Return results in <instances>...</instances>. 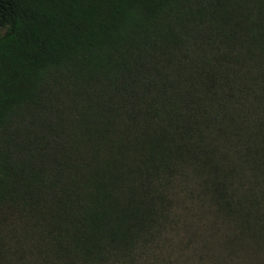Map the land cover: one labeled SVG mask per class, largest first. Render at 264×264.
Listing matches in <instances>:
<instances>
[{
    "label": "trees",
    "instance_id": "1",
    "mask_svg": "<svg viewBox=\"0 0 264 264\" xmlns=\"http://www.w3.org/2000/svg\"><path fill=\"white\" fill-rule=\"evenodd\" d=\"M185 200L264 264V0H0V264H165Z\"/></svg>",
    "mask_w": 264,
    "mask_h": 264
},
{
    "label": "rangeland",
    "instance_id": "2",
    "mask_svg": "<svg viewBox=\"0 0 264 264\" xmlns=\"http://www.w3.org/2000/svg\"><path fill=\"white\" fill-rule=\"evenodd\" d=\"M191 206L186 200L183 206H178L177 225L161 241L159 250L163 262H167L165 264H234L229 259L221 260L219 255L211 257L203 250L200 241H205V238L202 236L197 238L202 231L199 229V224H193L196 219L193 211L197 214L198 206ZM218 259L221 261L218 262Z\"/></svg>",
    "mask_w": 264,
    "mask_h": 264
}]
</instances>
